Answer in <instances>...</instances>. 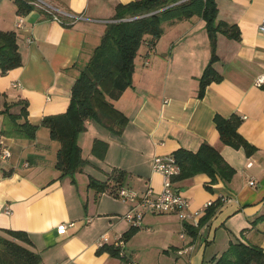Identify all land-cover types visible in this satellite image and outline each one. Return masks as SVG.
<instances>
[{
	"label": "crops",
	"instance_id": "0c3cea01",
	"mask_svg": "<svg viewBox=\"0 0 264 264\" xmlns=\"http://www.w3.org/2000/svg\"><path fill=\"white\" fill-rule=\"evenodd\" d=\"M47 1L52 11L35 3V10L20 15L13 0H0V31L16 33L23 63L6 75L0 70V111L12 105L10 113L19 114L26 106L28 122L39 126L34 139L0 136V154L3 148L11 152L8 160L0 158V238L13 239L8 231L27 233L31 244L23 245L40 255L38 264H121V252L139 264H211L238 242L264 251V221L254 223L264 214V89L256 85L264 74V0H216L218 20L237 25L240 38L217 35L214 69L222 79L210 83L202 97L200 79L213 54L205 21L163 24L156 45L150 50L145 43L135 58L132 87L112 101L128 119L122 134L88 121L79 136L88 164L64 178L55 169L60 145L40 125L67 111L72 87L118 6L137 0ZM233 115L241 120L239 134L254 147L251 154L220 139L215 118ZM7 123L0 113V132ZM96 139L109 143L104 160L91 153ZM204 143L234 168L231 182L219 181L209 190L211 180L201 174L175 186L190 211L200 212L199 221L209 203H219L214 216L183 240L178 216L150 212L123 248L116 245L133 230L123 217L135 204L110 193L115 171L127 174L121 187L161 192L154 157L181 148L197 152ZM91 179L108 182L109 190L97 193L89 188ZM103 235L107 246L119 249L117 257L98 253Z\"/></svg>",
	"mask_w": 264,
	"mask_h": 264
},
{
	"label": "trees",
	"instance_id": "16d2710c",
	"mask_svg": "<svg viewBox=\"0 0 264 264\" xmlns=\"http://www.w3.org/2000/svg\"><path fill=\"white\" fill-rule=\"evenodd\" d=\"M18 7V13L25 15L36 9L35 0H13ZM43 14L44 12L41 11ZM191 17H200L206 23V31L211 41L212 58L205 69L199 87V96H204L206 87L212 82L222 79L215 69L218 61L215 54L216 38L219 33L229 39L239 40L240 30L235 24L218 20L216 0H137L127 5L118 6L113 18L114 22L106 26L99 46L81 71L72 87L71 100L64 114L44 118L41 125L46 127L51 139L59 143L55 169L60 172V178L74 177L83 171L88 161L82 156L79 136L87 130L86 123L95 121L112 134L120 136L127 123L125 117L117 110L112 101H117L125 91L133 85L135 58L140 48L148 43L151 50L164 33L163 24L183 21ZM22 57L17 44L15 32L0 31V70L2 75L22 66ZM264 89V86L262 87ZM16 105V104H15ZM11 105L0 113L6 114L8 123L0 132V136L34 139L39 126L32 125L27 120V108L24 106L19 114L10 113ZM24 118L23 122H19ZM240 118L237 115L225 119L217 116L215 124L221 141L232 148H243L247 154L254 147L238 132ZM109 149L107 141L96 139L92 146V155L104 160ZM181 174L175 181H184L197 175L205 174L210 178L207 189L219 181L229 184L235 175V170L212 145L204 143L197 152L179 149L173 153ZM115 186L109 190L108 182L91 179L89 188L97 193H116L127 177L124 171H115ZM219 203L211 204L206 215L199 222V227L210 220ZM264 221V214L254 223ZM198 228L187 226L190 234ZM190 230V232H189ZM136 232L133 230L123 235L125 240ZM13 239L0 238V264H38L39 254L29 250L23 244H31L25 232H7ZM109 252L117 257L119 249L104 245L98 253ZM211 264H264V251L259 246L233 243L229 249Z\"/></svg>",
	"mask_w": 264,
	"mask_h": 264
},
{
	"label": "built area",
	"instance_id": "2783aa9c",
	"mask_svg": "<svg viewBox=\"0 0 264 264\" xmlns=\"http://www.w3.org/2000/svg\"><path fill=\"white\" fill-rule=\"evenodd\" d=\"M22 25L23 20L20 19L17 26L21 28ZM261 30L264 31V21L261 25ZM256 85L259 88L264 86V74L257 77ZM13 87L18 88V84H14ZM0 158L2 160H8L11 158V152L7 148H3L1 150ZM152 171L161 175L163 178V190L161 192L156 193L151 188H148L140 193L128 187H121L116 191L115 196L118 199L135 204L133 210L128 212L123 219L130 222L134 227H139L147 213L174 214L178 216L182 222L183 233L181 234V238L184 240L186 237L185 235L187 234V226H192L194 228L199 227L200 212L190 211L189 201L175 186V178L181 174V168L178 165L175 156L171 154L155 156L152 162ZM250 184L254 185V181H251ZM211 204L212 203H209L207 208ZM88 222H90V220ZM58 229L64 231L66 225H61ZM108 242L109 238L107 235H103L99 242V248L103 247ZM124 244L125 239L122 235L117 239L116 245L123 248ZM120 256L123 257L121 264H139L131 258H124L122 252Z\"/></svg>",
	"mask_w": 264,
	"mask_h": 264
},
{
	"label": "rangeland",
	"instance_id": "374dc122",
	"mask_svg": "<svg viewBox=\"0 0 264 264\" xmlns=\"http://www.w3.org/2000/svg\"><path fill=\"white\" fill-rule=\"evenodd\" d=\"M36 1V4H41V5H43L42 6V8H44V9H46V10H49V11H52V9L50 8V7H48V5H47V3H48V1L47 0H35ZM139 58H141V56L139 55L138 56V59ZM10 108V107H9ZM14 107L11 105V108H10V111H11V109H13ZM6 109V108H5ZM94 123H96L95 121H94ZM58 145H59V143H57ZM84 158H87L88 159V156H87V154H85V156H84Z\"/></svg>",
	"mask_w": 264,
	"mask_h": 264
}]
</instances>
